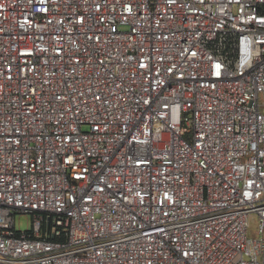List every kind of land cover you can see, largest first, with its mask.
<instances>
[{
  "label": "built area",
  "instance_id": "1",
  "mask_svg": "<svg viewBox=\"0 0 264 264\" xmlns=\"http://www.w3.org/2000/svg\"><path fill=\"white\" fill-rule=\"evenodd\" d=\"M0 264H264V0H0Z\"/></svg>",
  "mask_w": 264,
  "mask_h": 264
},
{
  "label": "rangeland",
  "instance_id": "2",
  "mask_svg": "<svg viewBox=\"0 0 264 264\" xmlns=\"http://www.w3.org/2000/svg\"><path fill=\"white\" fill-rule=\"evenodd\" d=\"M16 225L19 231H29L32 228V216L18 215L16 216ZM258 217L253 215L250 218L249 236L253 237L257 233Z\"/></svg>",
  "mask_w": 264,
  "mask_h": 264
}]
</instances>
